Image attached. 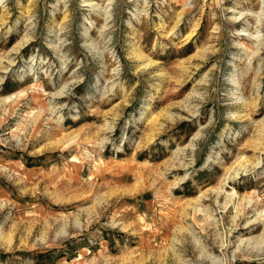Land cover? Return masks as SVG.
<instances>
[{
    "label": "rangeland",
    "instance_id": "374dc122",
    "mask_svg": "<svg viewBox=\"0 0 264 264\" xmlns=\"http://www.w3.org/2000/svg\"><path fill=\"white\" fill-rule=\"evenodd\" d=\"M0 264H264V0H0Z\"/></svg>",
    "mask_w": 264,
    "mask_h": 264
}]
</instances>
